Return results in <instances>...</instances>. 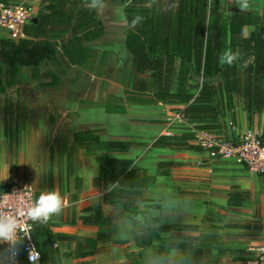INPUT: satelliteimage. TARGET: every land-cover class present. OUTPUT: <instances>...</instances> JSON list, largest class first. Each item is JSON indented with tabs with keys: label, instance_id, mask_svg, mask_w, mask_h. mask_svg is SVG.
Wrapping results in <instances>:
<instances>
[{
	"label": "crops",
	"instance_id": "1",
	"mask_svg": "<svg viewBox=\"0 0 264 264\" xmlns=\"http://www.w3.org/2000/svg\"><path fill=\"white\" fill-rule=\"evenodd\" d=\"M132 1L106 0L105 9L97 11L85 0H0L31 11L24 35L15 41L32 38L27 31L43 12L54 21L49 31L64 33L34 40L78 44L67 45L73 61L60 46L38 65L14 67L4 62L11 52L0 43V186L27 182L36 198L48 191L62 197L61 213L35 228L41 252L37 264H152L161 255L170 257L169 264H252L264 251V175L216 157L195 138L187 148L155 144L163 135L196 129L186 118L170 121L187 104L159 98L167 88L166 70L161 69L157 80L153 69H137L127 47L130 32L137 33L126 15ZM182 1L135 5L177 25ZM208 4L215 28L211 35L227 27L220 55L238 52L236 62L247 66L252 49L239 44L241 36L248 39L260 24L245 25L240 36L230 32L229 17L264 16V0H249L247 11L236 0ZM258 22L264 25V18ZM78 25L88 26L78 31ZM169 37L175 51L167 52L162 42L159 51L174 59L169 89L175 93L186 54L177 34ZM7 39L12 38L0 29V40ZM195 76L203 75L191 72L187 94L197 95L201 84L213 83L221 107L220 127L197 133L228 139L249 129L264 133V99L262 109L250 116L242 90L228 94L220 89V74L211 82ZM87 133L102 143L76 141ZM105 141L132 145L127 151H111ZM105 154L133 159L134 171L154 181L135 193H120L110 203L94 184L101 175L97 159Z\"/></svg>",
	"mask_w": 264,
	"mask_h": 264
},
{
	"label": "trees",
	"instance_id": "2",
	"mask_svg": "<svg viewBox=\"0 0 264 264\" xmlns=\"http://www.w3.org/2000/svg\"><path fill=\"white\" fill-rule=\"evenodd\" d=\"M132 5L126 7V15L129 22L134 16H141L143 19L135 26L137 33L130 32L127 41L128 49L134 54L136 67L139 71H145L147 67L153 69L157 80L161 79V69L168 73L166 86L163 92L159 93V98L164 101L177 100L186 103L182 113L184 117L195 124V129H214L220 127L221 107L216 102V87L213 83H203L197 95L187 94L186 87L192 71L198 75L214 77L220 74L218 79L220 89L226 93L243 91L245 97V109L251 116L262 109L264 99V25L258 22L264 16L237 13L229 17L230 32L242 35L245 25L260 24L253 34L247 39L241 36L240 45L252 49V57L249 64L242 65L234 62L232 66L219 62L220 52L224 48V31L227 27H218V34H213L212 15L209 11L208 0H183L181 11L175 23L166 24L164 19L153 10L138 7L135 4L149 3L148 0H133ZM56 16H53L55 19ZM219 18V17H218ZM36 22H32L27 34L32 38H22L18 41L14 39L0 40L2 45L8 47V55H4V62L11 66L18 65H38L46 58L56 54L61 46L64 53L73 61V55L68 52L67 45L74 47L78 45L65 43L58 44L48 40L36 41L33 37L62 36L63 31H49L48 25L53 24L52 17H46L43 12L39 13ZM162 20V21H161ZM44 24V25H43ZM88 25H78L75 28L83 31ZM175 27L176 30H173ZM36 29V32H34ZM170 33L177 34V39L182 42V51L185 52L183 58V69L180 76L179 88L177 92L169 89L171 81L169 73L174 62L172 57L164 58L160 55L159 45L164 43L167 52H174L171 47ZM233 41V40H232ZM155 42L157 47L155 48ZM234 42V41H233ZM233 45H236L233 43ZM158 48V49H157ZM157 50V51H156ZM156 52V53H155ZM25 53V55H24ZM155 55V56H154ZM152 56H154L152 58ZM194 56V57H192ZM248 60V58H246ZM249 61V60H248ZM240 70H243L241 75ZM195 138L194 133H182L172 136H161L155 142L156 145H164L176 148L189 147L188 141ZM78 142L102 143L97 136L87 133L82 137L76 136ZM105 149L111 151H127L132 143L125 141H105ZM98 162L101 166V175L94 180L104 196L108 197L110 203L120 197V193H135L148 183L154 181L151 176H141L132 168L133 159L112 157L110 155H100Z\"/></svg>",
	"mask_w": 264,
	"mask_h": 264
},
{
	"label": "built area",
	"instance_id": "3",
	"mask_svg": "<svg viewBox=\"0 0 264 264\" xmlns=\"http://www.w3.org/2000/svg\"><path fill=\"white\" fill-rule=\"evenodd\" d=\"M31 19V11L28 8L0 2V29L12 39H18L24 35L25 27ZM181 119H185L184 114L176 112L172 115L170 121ZM195 139L202 148L211 150L216 157L236 160L244 165L248 172L255 175H264V133L249 129L234 139H228L206 136L197 133L196 130ZM0 196H6L13 202L19 201L24 206L34 203L37 199L34 187L27 182H13L0 186ZM39 224L43 223L31 224L29 230L32 245L31 255L34 264H37L41 259V252L34 240V231ZM20 264H30L27 252L21 253ZM252 264H264V251Z\"/></svg>",
	"mask_w": 264,
	"mask_h": 264
},
{
	"label": "clouds",
	"instance_id": "4",
	"mask_svg": "<svg viewBox=\"0 0 264 264\" xmlns=\"http://www.w3.org/2000/svg\"><path fill=\"white\" fill-rule=\"evenodd\" d=\"M89 9L102 11L106 7V0H85ZM157 5L158 0H148ZM241 11L249 10V0H236ZM143 18L139 15L131 20V26H137ZM239 58L238 52L224 51L219 56V62L232 66ZM64 202L56 191L41 192L34 203L24 206L19 201L13 202L6 196H0V264H20L22 252L28 253L30 264H34L31 255L32 245L29 238L31 224L47 223L48 220L59 215ZM179 255V253H175ZM169 256L156 257L152 264H169ZM181 259H185L181 257Z\"/></svg>",
	"mask_w": 264,
	"mask_h": 264
},
{
	"label": "water",
	"instance_id": "5",
	"mask_svg": "<svg viewBox=\"0 0 264 264\" xmlns=\"http://www.w3.org/2000/svg\"><path fill=\"white\" fill-rule=\"evenodd\" d=\"M195 78L200 82H211L217 79V77H203V76H195Z\"/></svg>",
	"mask_w": 264,
	"mask_h": 264
}]
</instances>
